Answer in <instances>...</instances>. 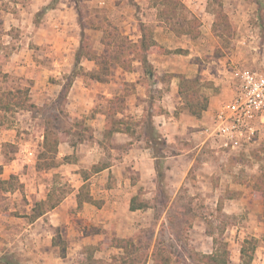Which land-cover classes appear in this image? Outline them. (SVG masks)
Segmentation results:
<instances>
[{"label":"rangeland","instance_id":"rangeland-1","mask_svg":"<svg viewBox=\"0 0 264 264\" xmlns=\"http://www.w3.org/2000/svg\"><path fill=\"white\" fill-rule=\"evenodd\" d=\"M37 1L0 0V10L20 21L11 22L16 25L8 32L14 39L28 42L24 36L29 25H39L60 3H71L80 26L76 63L84 53L82 41L102 54L103 32L130 40L141 36L142 25L153 32L169 50L165 60L170 58L152 81L163 82V89L159 93L153 87L150 93L147 90L155 106L169 87L171 74L179 76L188 70V63L193 65L184 78L198 81L192 89L218 103L231 95L233 67L255 69L264 64V0H197L205 7L200 15L205 30L197 39L180 34L188 30L193 35L200 22L182 0H46L47 6H39ZM222 10L226 18L215 36L213 21ZM168 16L169 23L163 19ZM7 24L0 21V42L10 41L3 39ZM10 54L9 49L5 55ZM35 54L34 58L44 60ZM133 66L135 72L140 68ZM173 69L175 73H170ZM120 72L119 65H108L107 73L114 82L109 91L116 97L115 86L123 80ZM130 76L133 79L136 74ZM66 78L63 76L64 83ZM176 82L179 84V78ZM125 84V110L133 118L130 120H139L140 104L147 107L148 103L143 104L145 99L136 95L134 84ZM18 88L19 81L0 74V99ZM95 99L94 104L88 100L76 107L58 95L33 114L0 112V264L2 257L10 264H89L79 261L90 253L97 262L118 264L115 258L122 251L114 247L115 238H132L140 255L146 256L143 264H153L152 253L157 248L170 257V264H200L198 255L210 254L225 244L232 264H240L241 245L256 239L253 264H264V201L256 195L262 191L264 196V152L258 157L253 152L223 156L203 145L198 127L209 117L188 114L186 97L178 96L179 127L171 145L160 153L165 156L160 157L164 160L163 180L150 165L152 149L143 152L145 157L141 156L137 169L132 164L115 168L118 173L107 170L98 174L95 165L117 166L129 155L130 144L120 136L101 141L103 118L98 114L111 104L102 91ZM141 127L132 126L137 132L133 143L150 147ZM46 128L59 137L57 154L43 147ZM13 131L17 135L14 144L8 137ZM133 198L136 204L147 203L148 208L131 211ZM38 212L44 215L33 220Z\"/></svg>","mask_w":264,"mask_h":264},{"label":"crops","instance_id":"crops-1","mask_svg":"<svg viewBox=\"0 0 264 264\" xmlns=\"http://www.w3.org/2000/svg\"><path fill=\"white\" fill-rule=\"evenodd\" d=\"M182 2L189 7V11H193V13L199 17L200 27H199V36H201L202 31L205 30L204 20L200 18L202 16V12L205 13V7L201 6L197 2V0H182ZM207 2V1H205ZM37 5L39 6H47L48 1H37ZM74 5L68 2H62L57 7L48 11L46 15H44L43 19L40 21L39 25L32 24L31 16L28 15V22L29 30L26 32L27 34L24 36V39H28V42L23 40L14 39L11 34L8 32L12 26H15L14 21L20 23L18 19L9 18V13H5L3 10H0V21H4V23H8V27L4 31V37L10 38V41L7 42H0V74L7 77H12V79L17 80L20 82V88L18 89H28L30 92L31 102L37 106V108H41L45 106L47 102L54 101L60 95L63 87H64V77H68L73 75V71L79 66L85 72H92L98 70V66L83 57L79 64L77 65L74 61L75 53L77 49V43L75 40L78 38L80 33V26L77 21V16L75 15ZM192 14V13H191ZM193 15V14H192ZM196 19V18H195ZM216 22V15L213 21V28ZM1 33V32H0ZM173 31H171V34ZM215 36H218L213 31ZM185 36H190L193 39L191 34L185 33L182 34ZM142 36V34H141ZM141 36L137 40L138 41ZM155 39V37H154ZM157 46L152 48L151 53L148 55V62L152 66L153 75H146L144 72L143 67L140 63L134 62L133 65H138L140 68L135 72L125 71L120 65L119 68L122 70L120 72L123 75L122 82L116 84L117 87V97L116 95L109 91L111 83L114 84L113 81H109L108 83H101L98 81H90L88 86L84 81V78L81 76H77L73 78V82L71 88L67 94L66 99L74 102L76 107L82 106L86 101H90L92 104L95 102V98H97L98 93L101 91L106 95L108 103L111 104V101L122 96L124 94V87L125 83H132L134 84V90L136 95L143 97V104H147V107H144L142 103L140 104V111L141 115L136 116L141 121L146 115L149 116L150 112L152 113V120L154 123L155 128L158 132L164 135L163 139L166 141L168 147L172 143L173 135L176 133L177 128L179 127L178 117H177V106L175 104V98L181 96L179 93L180 88V76L181 75H188V71L191 72L190 63H188V70L186 68L182 71V74L179 76H175V74H171V81L170 85L166 91L163 92L162 98L158 101L159 106H155L151 104L150 99V91L153 88L157 89L158 93L162 87L164 86L163 82L159 80V82H152L155 79V73H162V67H166V63L170 61V58L166 61L165 59L168 57L166 54L168 51L161 46L163 42L158 41ZM33 43L35 46L31 48V44ZM38 50L35 54V50ZM10 49L11 54L5 55L6 51ZM164 50V51H163ZM95 52V51H93ZM41 55L39 56L38 54ZM97 53V52H96ZM34 54L37 57H41V59L47 60L48 65L45 64L44 60H37L34 58ZM164 57V58H163ZM190 57V55H189ZM84 60V62H83ZM166 64V65H164ZM75 69H74V68ZM134 67V66H133ZM132 72V73H131ZM136 74V77L132 79L130 74ZM170 73H175L174 69ZM69 74V75H68ZM66 75V76H65ZM50 77H53V80H50ZM179 78V84L176 82V79ZM59 79L63 81H59ZM65 79V78H64ZM231 81H232V74H231ZM232 84V83H231ZM230 86V84H229ZM149 89V90H148ZM147 90L149 93H147ZM232 94V91H231ZM125 95V94H124ZM231 96V95H230ZM127 96H125V103L123 104V111L117 113L118 119H123L127 122L133 121L132 117H129L126 112V102ZM230 98V97H229ZM95 99V100H94ZM222 103V102H221ZM220 105L216 99L212 100L209 104L208 110L204 113V116L210 117L212 112ZM111 106V105H110ZM110 107L102 113H99L98 116L103 118V129L101 128L100 131V139L104 141V132H105V125L108 118V111ZM30 112V111H26ZM33 114V112H30ZM132 115V114H131ZM135 121V120H134ZM199 122H202L201 120ZM186 125V124H185ZM140 127V126H138ZM137 127V128H138ZM136 128V129H137ZM122 131L117 132L114 136H120L126 138L127 143H129V155H125L122 159L120 164L117 166L109 165V167L98 174L104 173L105 171H112V173H118L119 170H114L115 168L120 169V166L125 167V165L131 166L132 164L135 165L133 169H137L138 165L141 164V156L145 157V153L148 150H151L150 147L141 148L140 146H136L138 142L133 143V136L137 134L134 129L132 132L128 133L124 131L125 127L122 126ZM9 130V129H8ZM13 131L8 134L9 138L12 140L11 143L16 142V132ZM45 132V131H44ZM144 134V133H143ZM6 135V134H5ZM44 141V134L42 137ZM7 141V140H6ZM140 143V142H139ZM167 147V148H168ZM127 157V158H126ZM154 157V156H153ZM155 161V165H154ZM149 163V162H148ZM150 165L155 166L156 169V159L150 158ZM167 168V167H166ZM165 169V168H164ZM141 210V209H139ZM138 211V210H136Z\"/></svg>","mask_w":264,"mask_h":264},{"label":"trees","instance_id":"trees-1","mask_svg":"<svg viewBox=\"0 0 264 264\" xmlns=\"http://www.w3.org/2000/svg\"><path fill=\"white\" fill-rule=\"evenodd\" d=\"M222 3L220 2V7H222ZM223 17L226 18V15L222 11L216 13V22L214 24V32L218 34L221 23L223 21ZM168 23L171 22L170 16L163 17ZM228 23V21L226 22ZM200 22L197 23V27L193 28V39H197L199 32ZM220 28V29H219ZM224 29V28H223ZM141 38L138 41L130 40L129 38H119L117 34L106 33L103 32V36L101 38V44L103 45L102 54L93 52L91 49L84 46L82 41V45L80 46L81 50L84 53L78 55L77 57V65L80 60L85 57L89 61L94 62L98 66V70L92 71L90 73L85 72L80 69L78 72H74L73 75L68 76L66 78L67 82L64 84V87L59 95L66 99L67 94L71 88L73 78L77 76H81L84 78L86 86H88L90 81H98L101 83H108L110 81V76L108 75V65H120L125 71L130 72L133 69L134 62H138L144 69L146 75H153L152 66L148 62V55L151 53L152 48L157 46V42L154 39L153 32H149L145 29V26H141ZM190 34L188 30H181L180 34ZM83 40V39H82ZM89 47V46H88ZM84 48V49H83ZM164 51V50H163ZM198 81H190L184 78V76H180V88L179 93L181 96L186 97V102L184 108L191 116L196 118H201L202 115L208 110L210 101L207 96H204L198 91H194L192 88L194 84H197ZM125 103V97L121 96L111 101V106L108 111V118L105 125L104 139H112L114 134L122 131V126L125 127L124 131L132 132V126H142V132L146 138V141L151 145L150 148L153 151V156L156 159V172L157 177L160 180L164 178V169H163V161L161 162V158L164 159L165 156L161 155V149H165L168 147L166 141L163 139L162 135L155 128L152 113L150 112L149 116H145L141 121H125L123 119L117 118V113L123 111V104ZM39 108L31 102L30 92L28 89H17V90H9L7 91L3 97L0 99V112L3 113H13L16 111H30L35 113ZM59 137L55 134L52 129L46 128L44 132V141L43 147L47 152H53L55 154L58 153L59 146ZM46 152V153H47ZM264 152V147L258 150L253 151V155L258 157ZM46 153L42 154V157L46 156ZM109 165H95L94 172L99 173L105 169H107ZM50 168V167H49ZM256 195L259 199H263L262 191H258ZM45 202L42 203L43 206ZM99 205V204H98ZM54 207V206H53ZM52 207V208H53ZM148 208L146 204H136L135 198H133L131 202L130 209L131 211H136L139 209ZM44 215V212H38V215L34 217L33 220L40 218ZM264 240V235H263ZM114 247L121 250L119 258H115L118 264H143L146 261L145 255H140V248L136 245L135 241L132 238H115L113 240ZM258 241L256 239H247L241 245L240 250V264H253L255 253L257 250ZM145 256V257H144ZM3 264H10L9 259L7 257H2L1 259ZM87 261L89 264H103V262H97L94 259L92 253L88 254V256L81 258L79 262ZM153 264H170V257L166 256L162 253L161 249L157 248L153 250L152 253ZM198 261L200 264H232L230 259V252L227 247V244L222 247H217L210 254H201L198 255ZM146 264V263H145Z\"/></svg>","mask_w":264,"mask_h":264},{"label":"built area","instance_id":"built-area-1","mask_svg":"<svg viewBox=\"0 0 264 264\" xmlns=\"http://www.w3.org/2000/svg\"><path fill=\"white\" fill-rule=\"evenodd\" d=\"M231 74L230 98L198 127L202 144L223 156L264 147V64L255 69L233 67Z\"/></svg>","mask_w":264,"mask_h":264}]
</instances>
